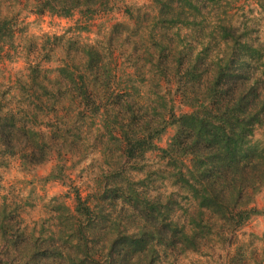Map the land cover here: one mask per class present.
<instances>
[{
  "label": "clouds",
  "instance_id": "9594fccd",
  "mask_svg": "<svg viewBox=\"0 0 264 264\" xmlns=\"http://www.w3.org/2000/svg\"><path fill=\"white\" fill-rule=\"evenodd\" d=\"M0 264H264V0H0Z\"/></svg>",
  "mask_w": 264,
  "mask_h": 264
}]
</instances>
